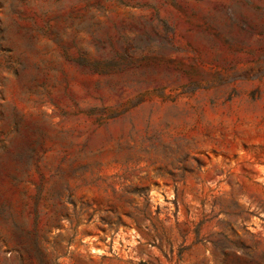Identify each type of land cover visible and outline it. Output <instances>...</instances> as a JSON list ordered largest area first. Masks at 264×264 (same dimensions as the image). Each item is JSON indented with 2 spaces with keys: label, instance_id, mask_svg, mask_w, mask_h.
<instances>
[{
  "label": "rangeland",
  "instance_id": "374dc122",
  "mask_svg": "<svg viewBox=\"0 0 264 264\" xmlns=\"http://www.w3.org/2000/svg\"><path fill=\"white\" fill-rule=\"evenodd\" d=\"M0 264H264V0H0Z\"/></svg>",
  "mask_w": 264,
  "mask_h": 264
}]
</instances>
